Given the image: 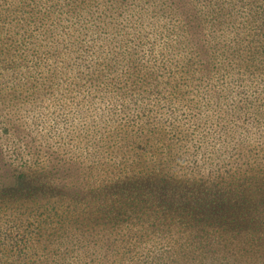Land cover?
Instances as JSON below:
<instances>
[{
	"label": "trees",
	"instance_id": "1",
	"mask_svg": "<svg viewBox=\"0 0 264 264\" xmlns=\"http://www.w3.org/2000/svg\"><path fill=\"white\" fill-rule=\"evenodd\" d=\"M239 238L264 0H0V264H256Z\"/></svg>",
	"mask_w": 264,
	"mask_h": 264
},
{
	"label": "rangeland",
	"instance_id": "2",
	"mask_svg": "<svg viewBox=\"0 0 264 264\" xmlns=\"http://www.w3.org/2000/svg\"><path fill=\"white\" fill-rule=\"evenodd\" d=\"M241 238L237 239L238 242V255H236L235 257L240 258L243 262H247L249 259L254 260V262L256 264H261L262 260H264V249L261 253H257V255L253 258H251V255L254 253L252 251H250V253H243L242 251L239 250V245L241 244ZM218 247H220V249L218 251H220L219 253H225L224 250L222 251V249L226 248L224 246V244H218ZM222 248V249H221ZM263 255V256H259V255Z\"/></svg>",
	"mask_w": 264,
	"mask_h": 264
}]
</instances>
